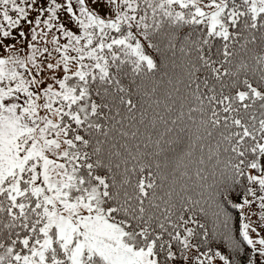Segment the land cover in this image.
Instances as JSON below:
<instances>
[{
    "label": "snow or ice",
    "instance_id": "1",
    "mask_svg": "<svg viewBox=\"0 0 264 264\" xmlns=\"http://www.w3.org/2000/svg\"><path fill=\"white\" fill-rule=\"evenodd\" d=\"M0 264H264V0H0Z\"/></svg>",
    "mask_w": 264,
    "mask_h": 264
}]
</instances>
